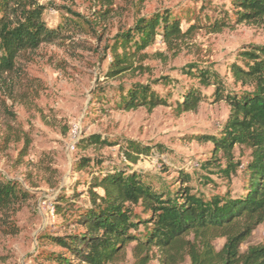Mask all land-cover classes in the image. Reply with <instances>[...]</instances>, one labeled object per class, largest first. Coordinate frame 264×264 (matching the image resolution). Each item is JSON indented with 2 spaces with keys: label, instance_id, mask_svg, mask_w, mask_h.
Instances as JSON below:
<instances>
[{
  "label": "rangeland",
  "instance_id": "1",
  "mask_svg": "<svg viewBox=\"0 0 264 264\" xmlns=\"http://www.w3.org/2000/svg\"><path fill=\"white\" fill-rule=\"evenodd\" d=\"M33 1L44 8L49 27L71 21L75 28L25 53L12 73L0 76V179L13 181L28 196L11 215L0 213V264H54L53 256L63 251L52 239L79 231L74 220L90 205L91 178L114 170L135 172L165 195L185 188L204 201L244 195L251 150L235 146L229 157L215 155L213 145L203 141L222 135L229 107L215 102L214 85L202 86L196 74L208 71L210 83L220 82L222 92H249L251 87L234 82L231 66L242 65L240 52L264 47V18L236 23L232 0ZM165 12L182 30L192 28L191 34L175 46L155 37L126 71L107 77L122 58L121 35L141 18ZM214 23L226 28L209 33ZM134 85H147L165 105L121 109L123 91ZM189 91L200 103L179 113ZM90 136L111 145L82 147ZM127 146L146 153L129 163L123 155ZM81 159L89 160L88 166L80 167ZM227 168L234 170L229 176L223 173ZM134 215L147 216L140 208ZM142 232L140 226L131 234ZM186 240L198 247L193 237ZM263 241L260 224L239 250ZM224 242L217 238L212 245L219 251ZM133 246L114 264H135ZM148 264H162L159 254L153 251ZM176 264L192 262L182 255Z\"/></svg>",
  "mask_w": 264,
  "mask_h": 264
},
{
  "label": "trees",
  "instance_id": "2",
  "mask_svg": "<svg viewBox=\"0 0 264 264\" xmlns=\"http://www.w3.org/2000/svg\"><path fill=\"white\" fill-rule=\"evenodd\" d=\"M232 4L237 8L235 21L238 24L257 23L264 18V0H232ZM43 12L44 8L33 0H0V76L12 73L16 60L25 53L53 44L75 28V22L71 21L49 27ZM224 28V24L214 23L209 26V33H220ZM191 31L192 28L182 30L168 12L141 18L121 35L122 58L107 77L113 79L126 71L130 59L150 46L155 37L160 36L165 44L175 46ZM128 48L134 49L132 55ZM239 59L242 65L233 64L231 75L235 83L251 87L249 92H222L220 82L210 83L208 71L199 70L196 77L202 86L214 85L215 102H224L229 107L222 135L206 137L203 141L213 145L215 155L222 153L229 157L235 146L251 150L244 195L204 201L187 188L165 195L135 172L114 170L92 177L88 190L90 205L74 220L79 231L52 239L54 246L63 251L53 256L54 264H114L131 244H134L131 254L135 264H148L153 251L159 254L162 264H176L182 255H187L192 264H264V241L243 253L239 250L253 229L264 224V47L244 50L239 53ZM199 103L197 93L189 91L177 109L179 113L191 112ZM164 105L147 85L132 86L126 93L123 91L120 99V107L126 111L138 107L152 111ZM85 144L111 145L99 136H90L82 147ZM145 153L136 146L123 150L129 163H135ZM89 163L81 159L80 167ZM232 171L233 168H227L223 173L229 176ZM26 198L27 194L21 192L16 183L0 179L3 216L11 215ZM135 208H140L146 218L138 220ZM140 226L143 227L140 236L131 234ZM188 237H193L198 247L186 240ZM217 238L225 240L219 251L212 245Z\"/></svg>",
  "mask_w": 264,
  "mask_h": 264
}]
</instances>
